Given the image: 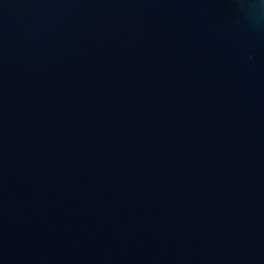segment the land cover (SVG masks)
<instances>
[{
    "label": "water",
    "instance_id": "obj_1",
    "mask_svg": "<svg viewBox=\"0 0 264 264\" xmlns=\"http://www.w3.org/2000/svg\"><path fill=\"white\" fill-rule=\"evenodd\" d=\"M0 264H264V0H0Z\"/></svg>",
    "mask_w": 264,
    "mask_h": 264
}]
</instances>
